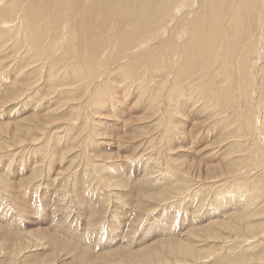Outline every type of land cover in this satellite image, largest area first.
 Returning <instances> with one entry per match:
<instances>
[{"label": "rangeland", "instance_id": "obj_1", "mask_svg": "<svg viewBox=\"0 0 264 264\" xmlns=\"http://www.w3.org/2000/svg\"><path fill=\"white\" fill-rule=\"evenodd\" d=\"M3 58H5V56L0 54V61ZM5 60L7 63L9 62L8 64L10 65L6 64L0 67V79L9 84L11 79H13L11 78L12 76H20L22 72H14L12 65L15 64V61L13 62L10 58ZM27 60L28 58H26V60L22 58V63H26ZM9 74L11 76H9ZM43 78L44 76L37 81V83L41 85L40 92L43 86L41 83ZM94 82L95 79L90 84L93 89L90 90V96L92 92H96L99 87L101 90L106 89L105 91H107V88L103 87V85L95 87ZM9 90L11 91L13 89L9 86ZM40 92L39 94L32 93L29 95V97L35 95L34 97L37 98L35 100H30L28 103L26 102L27 104L25 101L29 98L23 101L16 98L10 100L11 97H7L5 99L6 102H0V239H2V241L0 240V264H6L7 261L11 259L13 264H100V260L101 264H103L102 261H104V264H142L131 262V260L136 257L145 258L150 255L152 258L150 264H238V262L239 264H264V232L243 236L228 229L223 230V228L216 225L215 222L221 219L227 220L233 214L237 213L235 205L232 204L233 201L230 202V207L229 203L223 200L224 198H233L234 194V197L238 196V201L242 199L240 203L244 202L240 204V206L244 207V210H248L247 218H254L256 221H259L256 224H262L264 227V132H262V136L258 134L257 130H253V135L247 134V137L250 136V140L248 139L250 142L254 137L262 147V152L257 153V157L254 159L248 158L251 152L250 150H243L244 144L241 146V151H234L236 149L235 147L232 152H229L231 150L230 144L233 143V140L228 138L223 143H216V139H219V136H221V124L217 126L218 128L215 127L216 129H209L212 127V125L209 126L212 117H207L205 111H202V106L204 105L202 102H204V100L198 101L199 107H194L193 109L191 103H182L178 109L180 113L176 115V125L182 129L186 128L187 132L185 131L182 135L177 136L174 134L178 144L176 143L171 151L162 150V152L161 145L165 137H161L160 129H164V125H162L164 124V120L162 119L161 121L156 119L158 118L156 117L157 115L162 114V108L158 109V114L156 115L145 113V107L143 106L149 98L148 96L146 97V95L137 97L138 93L136 88L129 89L127 94L121 89L115 90L114 95L116 94L121 100L116 102L115 105H109L107 102L106 108L98 107L97 111H100V113L90 111L91 106L88 103H85L86 107L84 102L82 103L83 105L78 106V108H83L85 112H88L85 126L92 129L94 132L93 134L91 133L92 136H87V128L81 130L79 128V130L72 132L73 129H75L73 128L69 131L70 128L67 124L75 123L76 121L74 118H70L71 111L69 106L71 100L64 98V100H57L54 93H51L52 95L43 96ZM7 95L12 94L6 92L4 96ZM62 101L66 106H62ZM24 104H26V107ZM34 109L40 111L37 117L44 119L46 122H41V125L34 126L31 130V136H27L24 132H20L21 143L18 139L14 140L11 134L2 129V127L7 125L13 127L16 121L29 123L28 119H30V117L27 120L25 117L32 115ZM237 109L240 110L241 113H245V111L242 110L243 107L237 105ZM206 110L208 111V109ZM250 110V116L251 119H253L254 115L252 113V108H250ZM52 114L54 118L51 117ZM259 115L261 116L262 112L256 113V118L254 119H257V117L259 118ZM73 117L76 116L74 115ZM198 117L199 119H197ZM133 118L140 123L136 120L133 121ZM259 119H261V117ZM155 120L161 121L158 126H155V129L142 127L145 122L150 121L152 123ZM140 129H142V131H139ZM146 130L149 131V134L142 133ZM65 132L66 134L70 132V136L73 135L72 138H69L70 136L67 137L68 141L65 139ZM80 135H82L81 138ZM56 136L61 138L58 141V143L60 142L59 144L55 141ZM181 137L183 139H180ZM84 138L85 140H83ZM185 138H187V141ZM92 142L93 144L90 146ZM53 148H56L57 152ZM39 153L41 155H39ZM57 158L59 159L56 160ZM167 158H169L170 162ZM60 159L62 160L61 164ZM165 160H168V163ZM96 164L98 166H96ZM170 164V167H166ZM148 165L150 167H148ZM253 165L254 167H252ZM179 166L181 168L180 170ZM95 167H97L96 170ZM176 167L178 168L177 171ZM207 167L210 168L208 175ZM101 168L102 170L99 171ZM182 168L185 169L183 170ZM230 168L236 170L230 171L228 170ZM110 169L112 173L108 171ZM51 170L53 171L51 172ZM168 170L174 182V184H167L168 186L170 185V187L163 184L162 178L163 174L166 176ZM97 171L101 172L103 176L107 177L108 175L107 180L110 182L106 180V183L102 184L97 179ZM176 174H179L180 177H178V175L176 176ZM1 177L8 181V186H3L1 181L3 179ZM133 177H138V179L135 180ZM113 180L115 183H113ZM125 180L127 182H125ZM157 180H159V182ZM117 181L120 182V184H116ZM199 182H201V184H199ZM142 183H144V185ZM156 184L158 185L156 186ZM123 185L126 187L123 188ZM237 185L238 187H236ZM177 186L180 188L177 194L174 193V191H172V193H166L168 192L166 190ZM148 187H151V191L147 189ZM160 187H163L164 190L162 191L165 192L158 191L157 189ZM120 188L123 189L121 190ZM225 188L228 189V191H225ZM145 189L150 193L145 191ZM152 189H154V192H152ZM199 189H203V193ZM249 189L252 190L249 191ZM223 191L225 192V196L222 194L221 196L223 197L220 201L218 194ZM144 192L147 193L145 194ZM195 192L199 193L195 194ZM238 192H241V195ZM246 193L252 194L250 195V198L252 196V200L249 202L246 201L248 198V194L246 195ZM143 194L147 196L149 194V196L146 197L143 196ZM122 196L125 197L121 200L120 198ZM126 196H128V198H126ZM144 197L147 198V200ZM240 197L242 198L240 199ZM214 198H216V201ZM173 199L176 200L173 201ZM123 201L124 203H122ZM217 201L219 203H225L224 207L226 212L222 213L224 216H221L223 217L219 216L220 212H217L219 211L218 204L216 203ZM127 204L133 207L129 209ZM149 204L152 206L155 205L157 209L154 208L153 211L152 206ZM208 213L210 214L207 215ZM220 217L221 219H219ZM144 219L146 220L144 221ZM131 226H135V228L133 227V229H131L133 232H130ZM30 227L31 229H29ZM53 229L56 232H53ZM172 229L173 231L171 233ZM39 230H47L50 236H48L47 239L38 238L36 234ZM213 233H217L218 236L213 237ZM131 234H134V236ZM4 237L5 239H3ZM18 237H22V239H17ZM55 237H57L56 240H58L56 244L52 243V241H55ZM150 237L153 238V240ZM60 238H64L65 241L71 242L70 244L74 246L78 244L77 247H79L81 245L80 247L82 248L75 247L80 252L85 247V250L83 249L85 252L82 251V256L79 257L77 250L75 249L73 251L70 244L65 247V243L62 242ZM129 238H131V240ZM178 238L180 240H178ZM18 242L21 245L18 244ZM179 242L187 243L194 247L200 252L199 257H180L175 251H170V249H175V245ZM248 242H252V245L251 243L249 245ZM115 246L117 248L120 247L117 249ZM11 249L12 251H10ZM88 251L90 256L88 255ZM83 253L85 254L83 255ZM156 253L161 258L160 261L154 259ZM229 254H231L232 260L226 258L229 257ZM107 255L113 257L106 260ZM114 255L116 258H114ZM86 256L87 258L82 259ZM92 257L96 261L90 259ZM3 260H6V262ZM85 261L86 263H84Z\"/></svg>", "mask_w": 264, "mask_h": 264}, {"label": "bare ground", "instance_id": "obj_2", "mask_svg": "<svg viewBox=\"0 0 264 264\" xmlns=\"http://www.w3.org/2000/svg\"><path fill=\"white\" fill-rule=\"evenodd\" d=\"M0 54L5 56V58H3L4 60L1 59L0 61V67L6 64L10 65L8 64L9 62L7 63V61L5 60L10 58L13 62L15 61V64L12 65L14 68V72H22L20 76H12L11 78L13 79H11V82L9 84L3 82L0 79V102L5 101L7 97H11L10 100L16 98L23 101H25L24 99L29 98L25 101V103H28L33 99L35 100L37 98L34 97L35 95H32L30 97L29 95H31L32 93L39 94L41 85H39L37 81H39L44 76L43 81L41 82L43 86L40 92L41 94H43V96H48L51 93H54L57 100H71V104L69 106V109L71 111L70 118H74L76 121L75 123L67 124V126L70 128L69 131H71L73 128L75 129H73L72 132L79 130V128L80 130L87 128L85 126V122L88 112H85L83 108H78V106L83 105V102L84 105L85 103L90 104V111L100 113V111H97L98 107L106 108L105 106L107 105V102L109 103V105H115L116 102L121 100L117 97L116 94L114 95L115 90L121 89L125 94H127L129 92V89L136 88L138 93L137 97H143L144 95H146V97L148 96L149 98V100L145 102L143 106L145 107V113L156 115L158 114V109L162 108V114L160 113L161 115L156 116L158 117L156 119H159L161 121L162 119L164 120V124H162L164 125V129H160L161 137H165V140L161 145V151H171L177 143L174 136L182 135L186 131V128L182 129L176 125V115L180 113L178 109L182 105V103H191V105H193V109L194 107H199L197 103L198 101L204 100V102H202L204 103V105L202 104V111H205L207 117H212V121L209 124V126L212 125V127H210L209 129H216L215 127L221 124V136H219V139H216V143L220 144L225 142L228 138L232 139L233 143L230 144L231 150L229 152H232L235 147L236 149L234 151H241V146L242 144H244L243 150H250L251 152V156H248L249 159H254L255 157H257V153L262 152V147L261 145H259V142L255 140L254 137L250 142V136L248 135L249 137H247V134L253 135V130H257L258 134L260 135L262 134V132H264V0H0ZM22 58H24L25 60L26 58H28L27 62L22 63ZM9 76L11 75L9 74ZM94 79L95 87L103 85V87L107 88V91H105L106 89L101 90V88L99 87L100 89L98 88L96 92H92L90 96V90L92 89V85L90 84ZM9 86L13 90L10 91ZM6 92H9V94L12 95L4 96ZM26 104H24V106ZM237 105H239V107H243L242 110H244L245 113H241L240 110L237 109ZM62 106H66L63 101ZM250 108H252L253 111V119H251L250 116ZM206 109H208V111ZM32 112V115L25 117L26 120L30 117V119H28L29 123L16 121L14 122V125L12 124L13 127H10L11 125H7L5 127H2V129H4L5 132L11 134V137L14 140L18 139L20 141V132H24L25 134H27V136H31V130L34 126L41 125V122H46L44 119L37 117V115L40 114V111L34 109ZM260 112H262V115H259V118L261 117V119H259L258 117L257 119H254L256 118V113ZM74 115L76 117H73ZM51 117L54 118V115L52 114ZM197 119H199V117ZM135 120L136 119H134L133 121ZM159 120H155L152 123L150 121H147L142 127L155 129V126H158L161 123V121ZM142 129H140L139 131H142ZM86 133H88L87 136H92L94 132L91 128H87ZM142 133L149 134V131L146 130ZM64 136L68 141L67 137L70 136V132L68 134H66L65 132ZM72 136L73 135H71L69 138H72ZM81 136L82 135H80V138ZM60 139V137L56 136L55 141L58 143ZM180 139L183 138L181 137ZM185 139L187 141V138ZM83 140H85V138ZM92 144L93 142L90 144V146H92ZM53 149H55L56 151V148ZM39 155L41 154L39 153ZM58 159L59 158H57L56 160ZM167 159L169 160V158ZM61 161L62 160L60 159V164ZM149 165L148 167H150ZM96 166L98 165L96 164ZM170 166L171 164L169 166L167 165L166 167ZM252 167H254V165ZM102 168L99 169V171H101ZM96 169L97 167H95V170ZM180 169L181 168L179 166V170ZM182 169L184 170L185 168ZM207 169L208 175L210 168L207 167ZM177 170L178 168L176 169V171ZM228 170L235 171L236 169L230 168ZM52 171L53 170H51V172ZM99 171H97V179L102 184H105L108 175L107 177L103 176ZM108 171H111V169ZM166 173V176L164 174L162 175L163 184H174L173 179H171V175H169V170ZM177 175L178 177H180L179 174H176V176ZM136 179H138V177L135 178V180ZM1 181L4 187L9 185L7 180L3 179ZM157 181L159 182V180ZM125 182L127 181L125 180ZM113 183H115L114 180ZM118 183L120 184V182L117 181L116 184ZM142 184L144 185V183ZM199 184H201V182H199ZM241 184L238 185L240 186ZM125 185H123V188L126 187ZM157 185L158 184H156V186ZM238 185L236 187H238ZM242 185L241 187H244ZM168 187H170V185ZM147 189L151 191V187H148ZM147 189H145V191H147ZM153 190L154 189H152V192H154ZM157 190L160 192H165L162 191L164 190L163 187H160ZM179 190L180 188L178 186L172 187L166 190L168 191L166 193H172V191H174V193L177 194ZM250 190L252 189H249V191ZM225 191H228V189H226ZM201 192L203 193V189L201 190ZM196 193L199 192H195V194ZM224 193L225 192L223 191L222 193L218 194L220 197V201L223 197L221 195ZM145 194H143V196H149V194L148 196ZM247 194L248 193H246V195ZM250 195L252 194H248V198L246 199L247 202L252 200V196L250 198ZM122 197L120 198L121 200L124 199L125 196L123 198ZM236 197H234L233 194V198L230 197V199H223L224 201L226 200V203H229V206L231 205L230 202L233 201L232 204L235 205V210H237V213L233 214L227 220L221 219V217L224 216L222 213L226 212L224 207L225 203H219V200L216 202L218 204L219 210L217 212H220V215H218H223L219 218L221 219L220 221H215L216 225L223 228V230L228 229L230 231L236 232V234L243 236L248 234L255 235V233L257 232L263 233V225L256 224L259 221H256L254 218H247L248 210H244V207L240 206V204L244 203H240L242 201L241 198L243 197V195L242 197H240V201H238V196ZM126 198H128V196H126ZM145 199L147 200V198ZM215 199L216 198H214V200ZM174 200L176 199H173V201ZM122 203H124V201ZM139 203L141 202L139 201ZM128 207L130 209L133 206ZM152 208L154 211V208H156L155 205L152 206ZM209 214L210 213H208L207 215ZM145 220L146 219H144V221ZM133 227L135 228V226H131L130 230L133 229ZM29 229H31V227ZM172 231L173 229L171 230V233ZM53 232L56 231L54 230ZM130 232L133 231L131 230ZM36 235L38 238L43 239H47L48 236H50L47 233V230H39ZM131 235L134 236V234ZM212 236L217 237L218 234L213 233ZM5 237L3 239H5ZM56 238L57 237L54 238L55 241H52V243H58V240H56ZM17 239H22V237H18ZM129 239L131 240V238ZM151 239L153 240V238ZM0 240L2 241V239ZM60 240L65 243V247L71 243L67 242V240L65 241L64 238H60ZM178 240L180 239L178 238ZM252 242H250L251 245ZM250 243L248 242L249 245ZM18 244L20 243L18 242ZM77 245L74 246L70 244L73 251L75 249L77 250V248L81 246L80 245L79 247H77ZM175 246V249H170V251H175L180 255V257L183 256L185 258H198L200 255V252L198 250L187 243L179 242ZM10 251H12V249ZM77 252L79 257H81L82 253L79 250H77ZM84 254L85 253H83V255ZM87 256L82 259L87 258ZM110 257L113 256L107 255L106 260L110 259ZM114 258H116L115 255ZM226 258L232 260L231 254H229V257ZM90 259L94 260L93 257ZM154 259L156 261L161 260L157 253L155 254ZM11 260H8L6 264H13ZM4 262H6V260ZM102 262L104 264V261ZM131 262L150 264L152 262V258L151 255L146 256L145 258L136 257L133 258ZM84 263H86V261Z\"/></svg>", "mask_w": 264, "mask_h": 264}]
</instances>
